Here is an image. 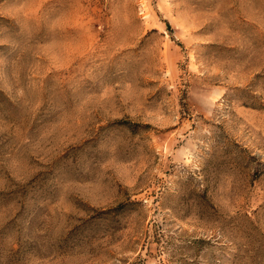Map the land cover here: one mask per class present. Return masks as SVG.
Returning <instances> with one entry per match:
<instances>
[{"label": "rangeland", "instance_id": "obj_1", "mask_svg": "<svg viewBox=\"0 0 264 264\" xmlns=\"http://www.w3.org/2000/svg\"><path fill=\"white\" fill-rule=\"evenodd\" d=\"M0 264H264V0H0Z\"/></svg>", "mask_w": 264, "mask_h": 264}]
</instances>
